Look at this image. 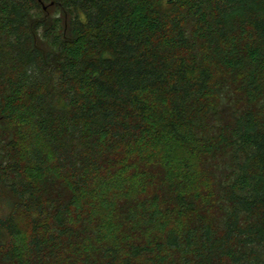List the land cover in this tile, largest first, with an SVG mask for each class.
I'll return each instance as SVG.
<instances>
[{
	"label": "trees",
	"instance_id": "obj_1",
	"mask_svg": "<svg viewBox=\"0 0 264 264\" xmlns=\"http://www.w3.org/2000/svg\"><path fill=\"white\" fill-rule=\"evenodd\" d=\"M0 188V264H264V0H0Z\"/></svg>",
	"mask_w": 264,
	"mask_h": 264
},
{
	"label": "rangeland",
	"instance_id": "obj_2",
	"mask_svg": "<svg viewBox=\"0 0 264 264\" xmlns=\"http://www.w3.org/2000/svg\"><path fill=\"white\" fill-rule=\"evenodd\" d=\"M239 95H241V94L240 93H237V94H234V95L232 94V97L229 98V99L232 100L233 104L239 99ZM208 100H209L210 103H212L213 105H215V107L216 106H218V107L220 106V104L218 102L219 101V98L217 96L216 97H210V98H208ZM236 106H238V107L242 106L241 105V102H239L238 105H236ZM218 109H219V111L218 112H215L214 113L215 115H213V117L212 116H209L208 117V119L206 121L207 124H206V126H204L205 130H208L209 127L211 128V126L209 125V123L211 124L213 122H216V120H215L216 118H219L220 123H224V124H226V123H228V122H230L232 120L231 112H229L228 109L225 110L223 108V106H220ZM25 134H27L26 137H25L26 139L23 138L25 136ZM31 136H32V132H28V130H26V132H24V133L20 132L19 137L21 138V145H23V146L28 145V143L30 141L29 139L31 138ZM182 157H186V154L184 153V151H179L177 153V155H176V158L177 159H180ZM144 193H146V192H144ZM2 195L10 196L8 194V190L6 188H0V197H3ZM0 206L1 207H4L5 206V202L4 201H0ZM138 229H139V234L138 233L137 234L138 235H141L144 232V228H142V226H140ZM150 234L153 235L154 234V231L151 232ZM155 234H156V232H155ZM153 237H156V236L153 235ZM136 264H147V263L140 261V262H138Z\"/></svg>",
	"mask_w": 264,
	"mask_h": 264
}]
</instances>
